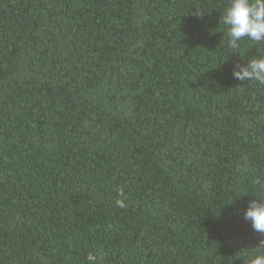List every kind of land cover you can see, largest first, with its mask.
<instances>
[{
    "label": "trees",
    "instance_id": "16d2710c",
    "mask_svg": "<svg viewBox=\"0 0 264 264\" xmlns=\"http://www.w3.org/2000/svg\"><path fill=\"white\" fill-rule=\"evenodd\" d=\"M229 4L0 0V264L264 254V85L233 75L264 41Z\"/></svg>",
    "mask_w": 264,
    "mask_h": 264
},
{
    "label": "clouds",
    "instance_id": "9594fccd",
    "mask_svg": "<svg viewBox=\"0 0 264 264\" xmlns=\"http://www.w3.org/2000/svg\"><path fill=\"white\" fill-rule=\"evenodd\" d=\"M197 15L202 16L203 13L198 11ZM223 24L228 27L233 48L245 37L255 42L264 41V0H230L223 15ZM233 75L240 81L254 80L264 85V57L250 60L247 65L235 69ZM120 192L123 196L122 188ZM116 204L126 207L124 199L117 200ZM243 215L256 233L264 234V200L250 201ZM250 264H264V254L255 255Z\"/></svg>",
    "mask_w": 264,
    "mask_h": 264
}]
</instances>
